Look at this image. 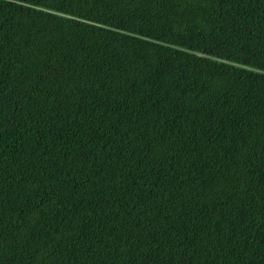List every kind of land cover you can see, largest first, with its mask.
<instances>
[{
    "label": "trees",
    "instance_id": "16d2710c",
    "mask_svg": "<svg viewBox=\"0 0 264 264\" xmlns=\"http://www.w3.org/2000/svg\"><path fill=\"white\" fill-rule=\"evenodd\" d=\"M0 264H264V0H0Z\"/></svg>",
    "mask_w": 264,
    "mask_h": 264
}]
</instances>
